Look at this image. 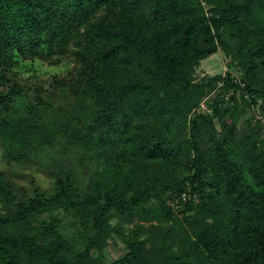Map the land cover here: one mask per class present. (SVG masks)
<instances>
[{"label":"trees","instance_id":"obj_1","mask_svg":"<svg viewBox=\"0 0 264 264\" xmlns=\"http://www.w3.org/2000/svg\"><path fill=\"white\" fill-rule=\"evenodd\" d=\"M220 47L230 58L226 74L197 81V65ZM36 59L66 60L67 72L46 90H30L20 74ZM219 82L225 92L234 89L229 103L195 112ZM258 97L264 0H0L7 156L81 145L106 166L84 195L72 172L59 170L52 192L36 187L25 200L0 169V264H103L104 253L93 249L107 244L110 217L133 218L136 209L151 221L136 225L129 250L112 264H137L143 230L151 243L142 264H264V113L241 137L234 125L241 101ZM215 117L221 138L215 132L206 147L200 124L215 127ZM188 125L190 136L182 138ZM196 191L200 201L190 199L176 214L169 200ZM62 210L75 211L81 240L58 228ZM46 211L49 224L33 229V218Z\"/></svg>","mask_w":264,"mask_h":264},{"label":"rangeland","instance_id":"obj_2","mask_svg":"<svg viewBox=\"0 0 264 264\" xmlns=\"http://www.w3.org/2000/svg\"><path fill=\"white\" fill-rule=\"evenodd\" d=\"M230 58L226 56L225 51L222 47L218 51L212 53L206 58L202 59L200 64L197 65L195 71V77L197 81H201L206 77L216 75L218 73L226 74L228 63ZM75 63V62H72ZM66 60H63L59 64H51L42 59L28 60L24 66V70L21 71L20 81L28 89H32L36 85L42 84L46 90L49 88L51 81L57 76H62L67 72ZM234 80L240 81V73L234 69ZM241 83H243L241 81ZM222 82H219L216 88L207 92L206 95L201 99L200 103L194 108L195 112L203 111L210 113L213 111L215 105L226 106L229 101V96L233 93L234 89L228 92L221 89ZM238 98H240V92H237ZM249 97V95H246ZM66 99L62 100L64 103L68 102L70 97L64 96ZM225 98V101H219L220 98ZM89 103V101H87ZM264 103V99L261 97L257 98V102H251L249 99L247 103L241 101V105L237 112V119L234 121L235 125V136L241 137L242 135L249 132L251 129L258 127L259 117L264 113L260 105ZM94 109V106H92ZM194 112L192 113V115ZM226 119L232 124L230 114L227 115ZM214 126L211 127L206 122H201V134L203 144L206 147L211 146L212 141L209 136L216 132V136L221 138L222 125L220 120L214 118ZM263 124V123H262ZM206 129V130H203ZM216 130V131H214ZM264 133V128H263ZM182 138H188L190 136V126L188 125L186 130L181 133ZM99 157L93 152L87 153L81 145H67L66 147L56 148L55 151H41L32 154L28 159H17L10 158L7 156L3 146V136L0 133V169L4 171V176L11 183L19 200H25V198L32 196L36 187H39L42 191L50 193L54 189V183L56 180V173L59 170L63 172H72L77 184L79 185L81 195L89 192V183L95 171L104 170V160L101 159L99 164ZM110 165V164H109ZM180 173L182 177L188 175L189 170L186 167H180ZM180 196L171 198L169 201L172 203L176 214L182 215V208L185 202L191 201L196 205L200 201L199 192H185ZM154 198L148 200L147 205H153ZM155 203V201H154ZM190 211V210H189ZM191 211H193L191 209ZM6 212V209L2 203H0V214ZM62 221L59 223L58 228L64 230L66 238L69 240L74 237L75 240H81V231L84 228L80 226L78 222H73V219H78L74 216L75 211H59ZM50 211L42 212L39 216L33 218L32 227L33 229L43 227L45 224L50 222ZM74 217V218H73ZM111 223V235L107 239V244L100 249H93L94 255H100V252L104 253V263L112 264L113 259L122 256L129 250L127 246V239L133 235H136V225L138 223H144L148 225L151 220L144 217L140 209H136V213L133 218L127 215L113 214L110 219ZM79 231V232H78ZM140 240V259L137 260V264H142L143 255L146 250L149 249L150 239H148V233L142 232L141 235L137 236ZM74 241V240H72ZM136 263V261H135Z\"/></svg>","mask_w":264,"mask_h":264}]
</instances>
